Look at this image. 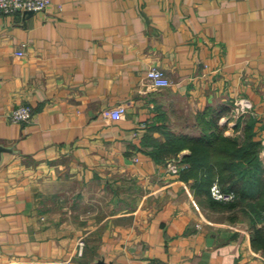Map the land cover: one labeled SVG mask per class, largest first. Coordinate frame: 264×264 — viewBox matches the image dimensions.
<instances>
[{"label": "crops", "instance_id": "1", "mask_svg": "<svg viewBox=\"0 0 264 264\" xmlns=\"http://www.w3.org/2000/svg\"><path fill=\"white\" fill-rule=\"evenodd\" d=\"M151 66L171 84L148 85ZM235 103L264 167V0H52L0 15V142L14 148L0 163V264H264L243 212L213 208L153 155L171 136L237 132ZM20 104L28 121L9 118ZM119 104L120 118L102 115Z\"/></svg>", "mask_w": 264, "mask_h": 264}, {"label": "trees", "instance_id": "2", "mask_svg": "<svg viewBox=\"0 0 264 264\" xmlns=\"http://www.w3.org/2000/svg\"><path fill=\"white\" fill-rule=\"evenodd\" d=\"M253 122L252 118L245 120L241 135L225 134L215 125L213 131L205 128L203 136L197 138L171 136L153 155L157 159L180 156L187 164L179 171L181 177H192L195 189L208 193L213 208L243 212L250 221L252 246L264 250V167L259 156L263 143L255 137ZM241 123L242 119L237 120L234 128ZM185 147L189 153L180 155L179 150ZM214 181L223 190L233 191L235 199H214L210 195Z\"/></svg>", "mask_w": 264, "mask_h": 264}, {"label": "built area", "instance_id": "3", "mask_svg": "<svg viewBox=\"0 0 264 264\" xmlns=\"http://www.w3.org/2000/svg\"><path fill=\"white\" fill-rule=\"evenodd\" d=\"M52 0H0V15L10 14L16 11H42L44 10ZM20 49L17 54H22ZM146 83L154 88H162L171 84L170 78L165 71L159 67L151 66L145 72ZM234 111L236 113H243L247 109V105L244 103H235ZM125 112L123 105H117L115 107L104 108L102 115L111 119L120 118ZM33 114L32 108L27 104L17 105L9 113V118L12 121H28ZM168 168L171 172L177 173L187 164L181 160L180 156L173 157L168 161ZM210 195L220 201L234 200L236 195L233 191H225L221 188L217 181H214L210 186ZM81 246L83 242H80ZM140 264H167L163 260L148 258Z\"/></svg>", "mask_w": 264, "mask_h": 264}, {"label": "water", "instance_id": "4", "mask_svg": "<svg viewBox=\"0 0 264 264\" xmlns=\"http://www.w3.org/2000/svg\"><path fill=\"white\" fill-rule=\"evenodd\" d=\"M28 12H30V11H28ZM7 152H14L13 146L0 142V163L3 161L4 155ZM89 264H112V261L107 260L104 255H100L94 261H92Z\"/></svg>", "mask_w": 264, "mask_h": 264}, {"label": "rangeland", "instance_id": "5", "mask_svg": "<svg viewBox=\"0 0 264 264\" xmlns=\"http://www.w3.org/2000/svg\"><path fill=\"white\" fill-rule=\"evenodd\" d=\"M232 115L235 116L234 118L236 119V121H235V123H236L237 120H238V116H239V114L236 113V112L233 110V111H231V116H232ZM242 131H243V126H239V127H238V131H237V132H233L232 135H241V133H243ZM262 224L264 225V219H263Z\"/></svg>", "mask_w": 264, "mask_h": 264}]
</instances>
